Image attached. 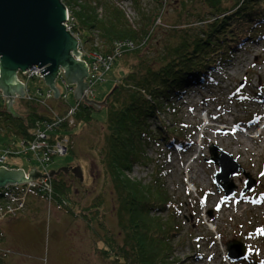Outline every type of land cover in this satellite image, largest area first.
Instances as JSON below:
<instances>
[{
    "label": "rangeland",
    "instance_id": "obj_1",
    "mask_svg": "<svg viewBox=\"0 0 264 264\" xmlns=\"http://www.w3.org/2000/svg\"><path fill=\"white\" fill-rule=\"evenodd\" d=\"M104 1L124 14L128 26L137 35V44L148 42L137 49L135 55L115 60L104 80L93 87V96L89 99L96 103H102L135 67L158 68L169 48L179 41L180 35L175 34L174 28L189 23L201 25L199 17L209 15L201 0ZM98 35L95 32L94 46L105 51L107 46ZM74 36L79 39L77 34ZM91 45H86L87 49ZM85 56L87 53L83 52V60ZM223 69L222 74L214 75L215 83L211 88L197 86L187 90L175 100L173 112L163 115L161 121L174 129L175 134L184 135V139L171 143L156 135V142L146 148L149 161L135 165L129 173L130 179L144 185L162 179L169 197L179 203L182 229L174 242V258L180 264H264V99L261 96L264 93V38L244 43ZM19 78L26 85L27 96L43 94L46 98V94L53 92L43 78L27 80L20 73ZM56 87L66 100H47V106L42 108L48 116H53L54 122L57 116H65L79 103L67 82L59 78ZM2 96L0 91V105H3ZM25 100L26 97L17 98L15 110L18 107V111L25 114L24 102H20ZM108 112L107 106L99 111L94 109V126L81 122L67 131L65 135L73 143V150L55 157L46 166L41 165L32 152L25 153L21 139L10 136L13 132L10 122L0 118V158L14 143L19 154L5 162L10 170L23 169L29 174L34 167L39 173L46 174V169L49 174L63 167L79 166L84 175L83 182H78L73 174H64L73 189L70 195L74 204H68L79 214L78 218L59 209L54 199L47 201L28 193L26 207L20 214L0 221V255L5 262L115 264L103 254L107 247L105 231H112L120 240L122 236L116 197L103 176L100 160L101 148L107 140ZM211 145L219 146L237 160L255 181L253 192L242 196L247 178L241 171L233 178L234 197L225 199L224 192L214 185V175L219 168L207 162ZM98 196H105L104 215L99 212L104 229L99 222H86L81 214L96 208ZM169 215L162 214L165 219ZM233 240L242 242L247 252L250 250V256L235 262L230 260L227 243ZM253 254L255 259L251 257Z\"/></svg>",
    "mask_w": 264,
    "mask_h": 264
},
{
    "label": "trees",
    "instance_id": "obj_2",
    "mask_svg": "<svg viewBox=\"0 0 264 264\" xmlns=\"http://www.w3.org/2000/svg\"><path fill=\"white\" fill-rule=\"evenodd\" d=\"M62 2L70 12L73 32L81 38L86 53L94 51L104 56L110 55L111 46L116 41L137 39L124 14L104 0ZM201 2L209 12V15L199 17L201 25L189 23L174 28L175 34L180 35L179 41L169 48L162 64L156 69L146 65L145 69L142 66L140 69L135 67L130 70L114 87L116 89L107 101V140L101 148L100 160L103 176L116 197L122 236L120 240L112 231H105L107 247L103 249V254L115 264H180L174 258V242L182 229L178 214L179 203L173 202L169 197L162 179L157 178L152 184L144 185L130 179L129 173L135 165H145L149 161L146 148L156 142V135L162 140L172 141L171 143L184 139V135L175 134L174 129L168 128L161 121L166 112H173L175 100L191 88H211L215 83L214 75L224 72L223 67L244 43L264 38V0ZM95 32L99 33L101 42L107 46L105 51L94 46ZM147 42L148 40L141 47H145ZM88 44L94 47L91 45L92 49H87ZM139 44L142 45L143 42ZM136 53L138 50L126 52L117 58ZM261 96L264 99V93ZM1 98L3 105H0V118L10 122L13 130L10 136L14 135L21 141H32L34 131L40 124L54 121L53 116L50 117L43 111V106L28 100L20 101L24 102L25 114L16 107L19 117H14L7 112L6 102ZM94 108L81 103L76 109L74 124L63 125L57 133L66 136L67 131L81 122L94 126ZM68 141L67 151L73 150L70 138ZM71 186L66 182L64 174L53 178V203L78 218L79 214L68 204L72 202ZM40 197L46 199L44 196ZM104 198L105 196L97 197L98 205L94 210L81 212L86 222H99L103 229L105 224L101 218L104 215ZM165 212L170 214L166 219L162 216ZM251 257L255 259L254 254ZM0 264H8L1 255Z\"/></svg>",
    "mask_w": 264,
    "mask_h": 264
},
{
    "label": "water",
    "instance_id": "obj_3",
    "mask_svg": "<svg viewBox=\"0 0 264 264\" xmlns=\"http://www.w3.org/2000/svg\"><path fill=\"white\" fill-rule=\"evenodd\" d=\"M68 13L62 0H0V91L5 99L7 112L12 116L19 117L14 107L15 102L17 98L25 99L27 94L25 85L18 79V72L25 73L34 68L46 67L41 72L44 81L53 91L54 99H60L56 81L59 73L63 72L64 80L75 91L77 102L83 101L98 111L107 106V101L116 88L102 103H96L85 95L89 68L81 61L78 39L67 30ZM209 151L211 157L207 162L214 163L219 168L214 175V185L218 191L224 192L225 199L234 197L236 187L233 178L241 171L247 178L242 196L254 191L255 181L232 155L216 145H211ZM31 169L26 176L23 169L0 167V190L38 179H53L61 174H73L78 181L84 180L79 166L63 167L57 171L52 170L49 174L39 173L34 167ZM227 248L229 259L234 262L246 257L247 247L240 241L228 242Z\"/></svg>",
    "mask_w": 264,
    "mask_h": 264
},
{
    "label": "built area",
    "instance_id": "obj_4",
    "mask_svg": "<svg viewBox=\"0 0 264 264\" xmlns=\"http://www.w3.org/2000/svg\"><path fill=\"white\" fill-rule=\"evenodd\" d=\"M67 30L70 31L73 35L76 33L73 32V25H72V18L70 17L69 13L67 16L66 22ZM78 35V34H77ZM79 37V35H78ZM79 51L81 54L85 52V48L83 43H81V38L79 37ZM145 41L142 45L137 44L135 41L131 40H120L116 41L112 47V54L104 56L101 53H97L94 51L87 52V56L83 60L81 57V61H84L88 68H89V77L87 78L86 82L88 83V88L85 91V95L88 99L93 96V87L96 83L103 81L104 77L108 74V72L112 69V66L117 58V56H121L126 52H130L133 50H137L142 48ZM46 69H38L34 68L28 70L25 73L18 72V79L19 73L22 74L27 80H34V79H41L44 77L42 74V70ZM41 72V73H40ZM61 78L62 82L65 83L63 72H60L58 75V79ZM23 83V82H22ZM24 84V83H23ZM25 85V84H24ZM68 87V86H67ZM26 88V85H25ZM27 91V90H26ZM53 94V92H51ZM49 93L46 94V98L43 97V94L37 96H27L26 99L30 102H36L39 105L46 107L47 100H53L54 96ZM66 96H60L61 100H66ZM83 101H79L78 105L72 109L67 111L68 115L63 117L57 116L58 120L54 123L44 122L40 124L38 129L34 134L33 140L30 142L21 141V145L25 147V153L32 152L35 159L41 163V165H49L52 163L55 157L57 156H64L68 153L69 148V138L57 133V130L60 129L63 125L69 124L72 126L74 124V115L77 112L76 109L79 108L80 104ZM53 112V111H52ZM19 156L17 152V145L16 143L9 146L4 152L3 156L0 158V165L9 169L8 166H5V162L8 160L9 157H17ZM44 173H47V170L44 169ZM26 176L28 173L25 172ZM41 183V185L39 184ZM53 188H52V179H38L33 182H28L22 185H11L4 189L0 190V221L4 219H12L15 218L18 214H20L26 207V197L28 193L37 194L39 196L46 197L47 201H52L53 199ZM51 203V202H50Z\"/></svg>",
    "mask_w": 264,
    "mask_h": 264
},
{
    "label": "bare ground",
    "instance_id": "obj_5",
    "mask_svg": "<svg viewBox=\"0 0 264 264\" xmlns=\"http://www.w3.org/2000/svg\"><path fill=\"white\" fill-rule=\"evenodd\" d=\"M220 121H221V122H223V120H222V119H221ZM209 122H210V121H208V123H209ZM248 138H249V135H248ZM249 140H250V139H249Z\"/></svg>",
    "mask_w": 264,
    "mask_h": 264
}]
</instances>
